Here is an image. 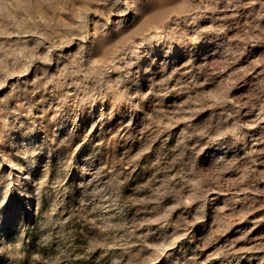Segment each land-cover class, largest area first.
<instances>
[{"label": "clouds", "instance_id": "9594fccd", "mask_svg": "<svg viewBox=\"0 0 264 264\" xmlns=\"http://www.w3.org/2000/svg\"><path fill=\"white\" fill-rule=\"evenodd\" d=\"M229 6L233 11L251 9L243 24H202L209 14L215 20H234V16L214 15ZM262 24L264 0H226L224 6L221 0H0V90L11 89L0 98V116L8 113L7 102L13 98L17 103L13 111L20 115L25 110L30 115L31 96L50 89L70 109L62 113L66 119L78 121L85 109L88 115L98 112L101 119H111L117 109L141 112L142 102L152 97L144 131L150 129L159 136L182 126L176 147L148 165L154 169L152 178L127 195L124 167L104 163L102 143H96L79 162L74 153L68 154L57 163L55 183L45 175L34 185V215L41 216L44 201L49 199L38 221L39 247L29 252L18 242L0 248V258L8 256L16 264H78L99 253L98 261L107 260V264H161L189 230L202 222L212 193L232 197L231 215L224 216L223 207L217 210L216 235L231 227L230 222L242 223L251 211L258 210L249 205L237 212L235 204L248 205L252 194L264 197V188L257 187L264 181V172L256 168L264 161L248 159L241 166L240 160L229 156L245 140V130L264 121V55L241 66L246 45L264 44ZM234 29H239V36L228 35ZM205 34L223 38L222 49L210 53L214 58L194 71L193 49L181 67H174V44L197 46ZM157 48L162 56L159 64L154 58ZM209 66L214 70L207 73L204 70ZM141 67L146 74H160L149 81L147 91L140 87ZM174 79L175 86L171 84ZM248 87L247 95L235 94ZM241 109L253 112L256 120L245 122ZM211 148L216 151L210 163L202 166L200 157ZM151 151V143L135 154L126 148L120 161L127 157L128 167L138 166ZM39 155L41 151L33 150V165ZM45 167H50V161ZM73 172L81 177L74 185L69 183ZM226 174H230L228 179ZM11 187L0 200V208L7 203ZM51 191L57 193L55 199ZM178 210L180 218L173 220ZM132 211L137 216L134 221L128 219ZM76 223L88 231L79 233ZM211 242L209 238L203 247ZM250 250L233 244L230 251L217 250L202 264L225 252L236 255ZM258 264H264V258Z\"/></svg>", "mask_w": 264, "mask_h": 264}, {"label": "rangeland", "instance_id": "374dc122", "mask_svg": "<svg viewBox=\"0 0 264 264\" xmlns=\"http://www.w3.org/2000/svg\"><path fill=\"white\" fill-rule=\"evenodd\" d=\"M226 4V0H221V6ZM252 8L260 10L259 5H253ZM251 9L237 8L235 11L229 6L227 10L217 12L215 16H234V20H215L212 14L209 18L202 21L204 26L215 23L217 25L233 26L235 24H243L248 18V12ZM264 26V24H262ZM229 36H239V29H234L228 33ZM223 38L221 36H213V34H205L201 43L197 46L188 44L187 48L183 44H174L175 56L173 60L174 67H181L189 58V54L195 50L193 70H198L201 63H209L214 57L210 55L213 50L222 49ZM244 56L241 66L246 65L254 59L264 55V44L250 43L244 47ZM208 55V60H204V56ZM154 58L159 64L162 59L160 49L157 48L154 52ZM145 64L150 61H145ZM155 70L156 66L153 65ZM214 69L209 66L204 71L210 73ZM181 71L186 69L181 68ZM203 74V73H202ZM156 72L155 76L146 74L141 67L139 76L141 81V89L148 90L149 81L155 80L159 76ZM179 77L177 76L176 79ZM246 79L252 80L253 77ZM14 82V81H13ZM175 86V79L171 82ZM27 92L31 93V86H27ZM11 89L0 90V98L7 96ZM251 91V87L239 89L235 92L236 95H247ZM32 112L30 115L25 110L17 112L13 111L17 107V103L13 100L7 102L9 109L6 115L0 116V200L5 197L8 191V185L12 187L7 196V203L0 208V248L14 246L18 242H22L25 250L31 252L37 249V240L39 239L38 221L43 216L44 211L48 208L49 199L44 201V207L41 209V216L34 215L36 200L34 197L35 182L42 179L45 175H49L50 183H55V169L57 163L66 158L68 154L74 153L77 162L82 160V157L95 148L96 143L103 144L102 151L104 153V163L116 165L118 168L123 166L127 184L125 186V194L134 192L139 184L147 183L154 174V169L148 167L158 156L170 152L176 147V142L179 139V133L182 126L172 129L169 134L155 135L150 129L144 131L146 116L151 113L153 105L149 102L153 98L149 97V101L142 102L144 105L143 111L129 113L121 109H117L114 116L109 119L105 116L100 118L98 112L94 111L88 115L87 110L80 113V119H66L62 113L70 111L66 106L59 103L58 99L53 97L51 90H41L31 96ZM169 100L172 97L168 98ZM27 107V105H26ZM207 115V114H205ZM241 116L245 122H253L256 116L248 109H241ZM7 120V124L3 121ZM131 121V127H128ZM245 140L239 142L232 150L229 158L235 157L240 160V165L245 166L248 159H257L264 161V121L256 123L253 127L245 130ZM151 143L152 151L145 154L138 166L128 167L126 164L127 157L124 161H120L126 148H131L135 154L142 147ZM78 149V151H76ZM33 150L41 151V155L35 158L33 165L32 152ZM215 148H211L200 157L202 166L210 163L209 157L214 153ZM254 152L252 157L247 154ZM28 159L25 160L24 157ZM50 161V167H45V162ZM119 161V162H118ZM17 167H13V165ZM23 167L24 171H19ZM258 172H264V163L256 165ZM50 173V174H49ZM230 174H226L225 179H228ZM159 178V177H157ZM234 179V177H232ZM81 179L80 176L73 174L70 176L69 183L76 184ZM230 187V185H225ZM257 187L264 188V181L258 182ZM57 193L51 191V197L55 199ZM32 198H29V197ZM243 198V197H241ZM231 195L228 193L214 192L208 197V203L204 209V219L189 230V235L181 241L174 249L170 250L163 258L161 264H202L208 259L210 254L215 253L220 249L230 251V246L235 245L236 248L251 249L236 255H230L225 252L216 259L208 261V264H258L261 258H264V197L255 196L252 194V199L249 204L237 202L235 210L238 212L249 205L255 209L247 216L242 223L230 222L229 227L222 235H216L214 229L216 225L214 221L219 217L217 210L225 208L224 216L231 215ZM71 212L68 209L66 214ZM141 215L143 213L141 212ZM181 211L173 214V220L180 218ZM187 215V213H184ZM137 218L134 211L129 213L128 219L135 220ZM191 219V216H189ZM76 230L83 234L88 231L87 227L82 223L75 224ZM245 239L239 240L241 235H245ZM211 238L209 247L204 248V242ZM82 236L78 238L77 243H80ZM93 256L90 260L80 261L78 264H107V260H99L97 256ZM196 257L197 259H191ZM0 264H16V262L4 256L0 258Z\"/></svg>", "mask_w": 264, "mask_h": 264}]
</instances>
